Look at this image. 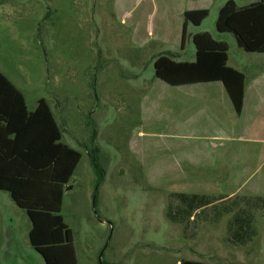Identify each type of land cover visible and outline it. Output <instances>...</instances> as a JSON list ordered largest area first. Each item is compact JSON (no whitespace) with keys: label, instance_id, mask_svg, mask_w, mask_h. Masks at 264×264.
I'll use <instances>...</instances> for the list:
<instances>
[{"label":"rangeland","instance_id":"374dc122","mask_svg":"<svg viewBox=\"0 0 264 264\" xmlns=\"http://www.w3.org/2000/svg\"><path fill=\"white\" fill-rule=\"evenodd\" d=\"M225 1L0 0V70L23 92L29 109L39 98L48 100L62 141L83 153L61 211L74 232L79 264H264V210L255 242L244 246L226 240L224 219L198 220L191 237L168 218L169 204L179 201L171 196L175 190L217 197L230 189L205 177L194 165L197 155L190 164L183 161L177 150L182 140L139 123L143 87H170L155 77L153 57L172 53L193 60L195 32L225 40L231 65L264 66V53L247 52L232 33L216 30ZM197 8H207L208 15L198 26L188 24L181 50L183 12ZM186 143L199 148L206 141L191 137ZM92 145L104 168L97 185L87 154ZM175 159V173L184 177L172 181ZM0 201L3 217H15L22 227L29 223L23 209L11 206L8 192L0 190Z\"/></svg>","mask_w":264,"mask_h":264},{"label":"trees","instance_id":"16d2710c","mask_svg":"<svg viewBox=\"0 0 264 264\" xmlns=\"http://www.w3.org/2000/svg\"><path fill=\"white\" fill-rule=\"evenodd\" d=\"M207 15V8L183 12L181 50L188 24L198 26ZM215 27L220 33H232L243 50L264 53V0L244 5L226 0L218 10ZM191 38L194 59L177 60L172 53H159L153 57L155 77L172 86L219 81L240 114L245 74L228 64V43L207 31L195 32ZM62 136L48 100L39 98L29 109L23 92L0 70V190L8 192L16 206L25 211L31 222L30 244L46 264H79L74 232L61 211L66 186L83 153L63 142ZM98 153L97 145L87 148L96 185L104 175ZM171 196L179 201L169 204L168 218L181 224L184 235L191 237L198 220L216 223L242 200L249 209L264 203L261 196L219 198L193 192H172ZM253 223L252 212L237 211L228 223L226 240L234 245L245 244L256 233ZM180 264L208 263L182 259Z\"/></svg>","mask_w":264,"mask_h":264},{"label":"crops","instance_id":"0c3cea01","mask_svg":"<svg viewBox=\"0 0 264 264\" xmlns=\"http://www.w3.org/2000/svg\"><path fill=\"white\" fill-rule=\"evenodd\" d=\"M229 65L245 74L244 100L240 114L236 113L219 81L170 87L158 84L149 90L143 87L145 93L139 102V123L143 127L157 128L161 133L167 131L169 135L182 140L184 145L179 144L177 150L184 155V162L190 164L192 155H197L194 165L203 170L208 180L217 179L227 184L230 191L221 192L217 197L261 196L264 200V66H247L245 69ZM191 137L204 140L206 144L199 148L192 147L191 143L187 145L186 140ZM174 167L172 181L181 180L179 176L183 178L184 173H175L179 160H174ZM247 183L251 184L246 192L241 193L242 187ZM193 193L207 194L202 191ZM12 202L11 206H16ZM1 207L0 201V209ZM241 210L253 213V226L256 230L248 242L240 245L244 246L252 244L257 238V219L263 213L264 203L249 209L242 200L231 212L223 213L216 224L224 219L227 230L233 214ZM30 228V220L22 227L15 217H3L0 210V263L46 264L36 250L37 253H32L34 248L29 241Z\"/></svg>","mask_w":264,"mask_h":264}]
</instances>
